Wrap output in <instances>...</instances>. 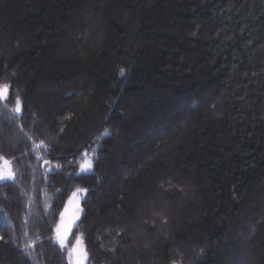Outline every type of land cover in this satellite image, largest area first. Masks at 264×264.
Wrapping results in <instances>:
<instances>
[{
	"label": "trees",
	"instance_id": "trees-1",
	"mask_svg": "<svg viewBox=\"0 0 264 264\" xmlns=\"http://www.w3.org/2000/svg\"><path fill=\"white\" fill-rule=\"evenodd\" d=\"M0 83V264L78 188L86 264H264V0H0Z\"/></svg>",
	"mask_w": 264,
	"mask_h": 264
},
{
	"label": "snow or ice",
	"instance_id": "snow-or-ice-1",
	"mask_svg": "<svg viewBox=\"0 0 264 264\" xmlns=\"http://www.w3.org/2000/svg\"><path fill=\"white\" fill-rule=\"evenodd\" d=\"M120 75H125L124 69H121ZM11 85L9 83H0V101H4L9 96V90ZM15 107L10 111L14 114H21L22 113V103L19 95L15 96ZM39 146H45L44 142L41 141ZM0 161H3V167H0V182L3 181H12L15 182L16 172L11 166V162L5 159L3 156H0ZM49 163L45 161V164ZM59 167V166H57ZM82 171H91L92 170V163L91 161L86 162L81 166ZM83 193L87 194V189H80L78 188L76 192L72 194V199L69 200V205L73 207L71 210L69 208H65V211L61 213V218L59 224H57L55 229V242L59 244L61 250H67V258L69 264H86V261L89 259L88 251L86 250V246L84 244V235L80 233L74 237L75 243L69 246L68 238L72 235V230L74 227H78L77 221L80 220V215L84 211L83 208L80 207L78 194ZM25 236L28 235L27 232L24 233ZM4 237L0 236V240H3ZM35 242H30L24 245L25 249L28 248H35ZM31 255V253H29Z\"/></svg>",
	"mask_w": 264,
	"mask_h": 264
},
{
	"label": "rangeland",
	"instance_id": "rangeland-1",
	"mask_svg": "<svg viewBox=\"0 0 264 264\" xmlns=\"http://www.w3.org/2000/svg\"><path fill=\"white\" fill-rule=\"evenodd\" d=\"M12 166V165H11ZM0 167H3V164L0 166ZM81 194L82 193H79L78 194V199H79V203H81ZM72 199V196H71V198L69 199V200H71ZM156 201H158V203L160 204V205H158V209H159V211H161V212H168L169 211V201H167V200H164V198H159L158 200H156ZM168 203V204H167ZM67 208H69L70 210H71V208L73 207L72 205H69V201H68V203H67V206H66ZM80 207H81V205H80ZM161 208H162V210H161ZM65 211V210H64ZM60 222V221H59ZM144 227V226H143ZM75 228V227H74ZM69 238H70V236H69ZM69 238H68V240H69ZM134 240H136V239H134ZM73 243H75V241L73 242ZM72 243V244H73ZM241 243H243V241H241ZM71 244V245H72ZM70 244H69V246H71ZM239 247H243V249H245V247L243 246V244H240V245H238ZM235 248V247H234ZM236 249V248H235ZM243 256V255H242Z\"/></svg>",
	"mask_w": 264,
	"mask_h": 264
}]
</instances>
